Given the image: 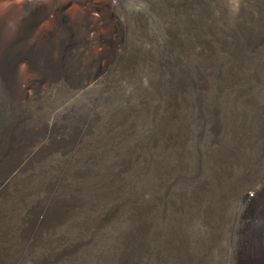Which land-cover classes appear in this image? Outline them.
<instances>
[{
  "label": "rangeland",
  "instance_id": "374dc122",
  "mask_svg": "<svg viewBox=\"0 0 264 264\" xmlns=\"http://www.w3.org/2000/svg\"><path fill=\"white\" fill-rule=\"evenodd\" d=\"M53 1L0 0V20ZM108 2L123 46L108 71L74 88L36 82L20 101L0 75V173L36 126L85 129L71 156L51 153L9 183L0 264H264V0ZM69 7L56 9L58 40L36 48L23 28L10 48L38 62L58 45L74 51L82 39ZM43 208L57 224L25 254L22 232Z\"/></svg>",
  "mask_w": 264,
  "mask_h": 264
},
{
  "label": "bare ground",
  "instance_id": "6f19581e",
  "mask_svg": "<svg viewBox=\"0 0 264 264\" xmlns=\"http://www.w3.org/2000/svg\"><path fill=\"white\" fill-rule=\"evenodd\" d=\"M109 0H54L49 4L48 10H21L14 16L8 17L4 16L0 20V75L2 78H5L8 82V90L12 94V97L16 101H20L25 98H31L34 94L33 85L41 84L44 87H47L52 82L59 80L65 81L70 88L76 86H82L84 83H89L95 76L100 73L106 72L109 70L110 66L116 65L121 57L123 51L122 44L118 41L119 34L117 30L120 28L119 21H115L112 18L113 10H109L111 3ZM35 2V1H34ZM30 3V2H29ZM32 3V1H31ZM30 6V4H29ZM34 6V5H33ZM70 6V10H67L66 13L69 15V21L74 25L76 24L79 39H82L80 45L74 48L73 50H66V48L60 47V49H52L54 52L52 55V60L47 62L44 59L35 60L32 57L24 58L18 56L13 48L17 39L20 38V32L23 28L27 31L33 33V42L31 46H37V42L43 40H58L60 37L59 32L57 31L56 25H58L60 13L63 10H56L57 8H65ZM28 7V6H27ZM48 7V5H47ZM52 7L53 10H50ZM102 7L103 10H95V8ZM32 8V7H31ZM42 8V7H41ZM29 9V8H28ZM47 9V8H46ZM16 11V10H15ZM11 13V12H10ZM65 13V12H64ZM13 17V18H12ZM118 17V16H117ZM66 18V17H64ZM121 20V19H120ZM15 21L13 28H10L9 25L11 22ZM64 21V19H63ZM67 21V20H66ZM121 23V22H120ZM17 24V25H16ZM68 24V23H67ZM70 24V23H69ZM68 24V25H69ZM122 24V23H121ZM16 25V27H15ZM60 27L62 25H59ZM72 27V26H71ZM123 27V26H122ZM61 29V28H60ZM58 28V30H60ZM74 29V28H73ZM71 30V29H70ZM23 31V30H22ZM25 31V30H24ZM68 31V30H67ZM120 31V30H119ZM24 33V32H22ZM27 33V32H26ZM23 35V34H22ZM26 36V35H25ZM102 36V37H101ZM66 37V36H65ZM97 37L103 38L102 40H97ZM123 37V35H122ZM22 38V37H21ZM78 38V37H77ZM74 39V38H72ZM86 39V40H84ZM31 40V39H30ZM21 41V40H20ZM76 41V40H75ZM80 41V40H79ZM126 41V40H125ZM54 42V41H53ZM3 43V44H2ZM18 43V42H17ZM46 43V42H44ZM43 43V44H44ZM69 43V42H68ZM41 44V43H40ZM65 45V44H64ZM124 45V44H123ZM46 46V45H45ZM44 46V47H45ZM55 46V45H54ZM63 46V45H62ZM128 47V46H127ZM72 49V48H71ZM129 49V48H128ZM47 49H40V55H46ZM65 50V51H62ZM126 52V51H125ZM120 53V54H119ZM124 57V56H123ZM25 59L28 60V68L30 75L28 74L25 77L20 78L17 76V70L19 64ZM46 59V58H45ZM54 59V60H53ZM50 60V59H49ZM124 60V58H123ZM131 60V59H130ZM210 61V60H209ZM123 62V61H121ZM120 62V63H121ZM136 62V61H135ZM45 63L49 65H54L57 69L44 70L46 68ZM119 63V64H120ZM38 64V65H37ZM118 64V65H119ZM137 64V63H136ZM37 65V66H35ZM39 66V67H38ZM130 66V65H129ZM113 67V66H112ZM120 67V65H119ZM133 67V66H132ZM43 68V70H41ZM123 68V67H121ZM127 69V68H126ZM106 75V74H105ZM85 85V84H84ZM35 88V87H34ZM40 89V88H39ZM45 89V88H44ZM24 101V100H23ZM175 102V101H174ZM181 103V102H180ZM174 104V103H173ZM181 108V107H180ZM55 119V118H53ZM20 123V122H19ZM47 123V122H46ZM43 124V123H42ZM83 125V124H82ZM128 125V124H127ZM167 125V124H166ZM26 126V125H25ZM58 126V125H57ZM75 126V125H74ZM81 126V125H80ZM32 127V126H30ZM35 131L32 134H29L26 137L23 145L18 149L16 155L12 161L8 163V167L4 168L0 173V200L5 194L6 188L9 187V183L16 177H20L19 174L30 170L35 164L41 162L46 156L51 153H59L63 155H70L77 146L83 140L85 135L84 128H77L74 131H71L70 134H63L55 126H50L48 124H43L41 127L36 126ZM86 127V126H85ZM166 127V126H165ZM22 128V127H21ZM28 128V127H27ZM26 128V129H27ZM60 128V127H59ZM15 129V128H14ZM64 129V128H63ZM28 130V129H27ZM87 130V129H86ZM90 130V129H89ZM164 130V129H163ZM18 131V130H17ZM19 132V131H18ZM91 132V131H90ZM16 133V132H15ZM66 133V131H65ZM26 135V134H25ZM87 135V134H86ZM20 136V135H19ZM14 138V137H13ZM19 141V140H18ZM10 142V141H9ZM15 142H17L15 140ZM21 143V142H20ZM14 144V143H13ZM10 145V144H9ZM3 147V146H2ZM7 148V147H6ZM10 148V147H9ZM16 148V147H15ZM15 150V149H14ZM3 153V152H2ZM4 154V153H3ZM7 154V153H6ZM12 154V153H11ZM80 154V153H79ZM1 155V153H0ZM55 155V154H54ZM7 156V155H6ZM10 156V155H9ZM71 156V155H70ZM10 158V157H9ZM67 158V157H66ZM133 159V158H132ZM68 160V159H67ZM66 160V161H67ZM74 160V159H73ZM44 161V160H43ZM42 161V162H43ZM46 161V160H45ZM44 161V162H45ZM129 163V162H128ZM135 163V162H134ZM3 164V162H2ZM37 166V165H36ZM35 166V167H36ZM126 166V165H125ZM1 167V166H0ZM131 167V166H130ZM38 168V167H37ZM63 168V167H62ZM65 168V167H64ZM71 168V167H70ZM58 170V169H57ZM162 172V171H161ZM27 173V172H26ZM28 173H30L28 171ZM34 173V172H33ZM158 173V172H157ZM25 174V173H24ZM62 174V173H61ZM127 174V173H126ZM18 175V176H17ZM28 175V174H26ZM63 175V174H62ZM84 175V174H83ZM59 176V175H58ZM76 176H79L76 174ZM81 176V175H80ZM115 176V175H114ZM18 177V178H19ZM61 178V177H60ZM109 178V177H108ZM154 178V177H153ZM97 179V178H96ZM112 179V178H111ZM15 180V179H14ZM17 180V179H16ZM15 180V181H16ZM54 180V179H53ZM56 180V179H55ZM54 180V181H55ZM85 180V179H84ZM48 181V180H47ZM59 182V181H58ZM61 182V181H60ZM63 182V181H62ZM61 182V183H62ZM113 182V181H112ZM123 182V181H122ZM14 183V182H13ZM44 183V182H43ZM42 183V184H43ZM55 183V182H54ZM40 184V183H39ZM73 184V183H72ZM157 184V183H156ZM50 185V184H49ZM54 185V184H52ZM58 188L60 184L58 183ZM64 185V184H63ZM66 185V184H65ZM98 185V184H97ZM39 187V186H38ZM90 187V186H89ZM100 187V186H99ZM10 188V187H9ZM48 188V187H47ZM55 188V187H54ZM146 188V187H145ZM67 189V188H66ZM23 190V189H22ZM35 190V189H34ZM64 190V189H63ZM29 191V190H28ZM33 191V190H32ZM39 191V190H38ZM56 191V190H55ZM22 191L20 190V193ZM44 192V191H43ZM46 192V191H45ZM48 192H52L51 188L48 189ZM91 192V191H90ZM38 193V192H37ZM255 193H258V190H255ZM19 194V193H18ZM27 194V193H26ZM53 194V193H52ZM7 195V194H6ZM21 195V194H20ZM47 195V194H46ZM55 195V194H54ZM57 195V194H56ZM11 196V195H10ZM9 197V196H8ZM17 197V196H16ZM23 197V196H22ZM48 197V196H47ZM51 197V196H50ZM54 198V197H53ZM81 198V197H80ZM20 199V198H19ZM2 201V200H1ZM45 201V200H44ZM50 201V200H49ZM65 201V200H64ZM77 201V199H76ZM93 201V200H92ZM249 203L250 200H246ZM6 202V201H5ZM48 202V201H47ZM2 203V202H1ZM12 203V202H11ZM16 203V202H15ZM36 203V202H35ZM38 203V202H37ZM53 203V202H52ZM61 203V202H60ZM19 204V201H18ZM41 204V203H40ZM58 204V203H56ZM75 204V203H74ZM54 205V203H53ZM121 205V204H120ZM62 206V205H61ZM17 207V206H15ZM44 207V206H43ZM51 207V206H50ZM65 207V206H64ZM63 207V208H64ZM40 208V206H39ZM261 207V212L262 213ZM1 209V208H0ZM31 209V208H29ZM37 209V207H36ZM44 209V208H43ZM9 210V208H8ZM16 210V209H15ZM38 211V210H37ZM1 212V211H0ZM36 212V211H35ZM55 212V211H54ZM61 212V211H60ZM80 212V211H79ZM3 213V212H2ZM49 213V214H48ZM1 214V213H0ZM28 214V213H27ZM64 214V213H63ZM68 214V213H67ZM53 208L47 211L46 209L39 210L35 218L28 222V227L25 231L22 232V236L29 235V237L24 241V245L27 248L23 252H27L28 249L33 245V242L42 244L40 237L42 233H45L48 228L57 224V216H53ZM2 216V215H1ZM0 216V217H1ZM33 216V214H32ZM59 216V215H58ZM89 216V215H88ZM30 217V216H29ZM61 217V216H60ZM59 217V218H60ZM4 218V217H3ZM7 218V217H6ZM5 218V219H6ZM9 218V217H8ZM12 218V216H11ZM145 218V217H144ZM4 219V220H5ZM26 219H29L28 217ZM75 219V218H74ZM89 219V218H88ZM98 219V218H97ZM104 219V218H103ZM102 219V220H103ZM147 219V218H145ZM155 219V218H154ZM1 220V219H0ZM7 220V219H6ZM61 220V219H60ZM8 221V220H7ZM106 221V220H105ZM131 221V220H130ZM146 221V220H145ZM150 221V220H149ZM4 222V221H2ZM12 222V221H11ZM10 222V223H11ZM20 222V221H19ZM22 222V221H21ZM24 222V221H23ZM27 222V221H26ZM72 222V221H71ZM94 222V221H93ZM144 222V221H143ZM1 223V222H0ZM103 223V222H102ZM59 224V223H58ZM95 224V222H94ZM1 225V224H0ZM14 225V224H13ZM16 226V225H15ZM19 226V225H18ZM96 226V225H95ZM263 227L256 229V232L259 235L263 232ZM17 228V227H16ZM21 228V227H20ZM6 229V228H5ZM25 229V228H23ZM92 229V228H91ZM1 231V230H0ZM4 231V230H3ZM8 231V230H7ZM18 231V230H17ZM93 231V230H92ZM147 231V230H146ZM11 232V230H10ZM51 232V231H50ZM91 232V231H90ZM141 232V231H140ZM93 233V232H92ZM13 234V233H12ZM11 234V235H12ZM20 234V233H19ZM46 234V233H45ZM142 234V233H141ZM144 234V233H143ZM3 235V233H2ZM48 235V234H47ZM147 235V234H146ZM14 236V235H13ZM52 236V235H51ZM11 237V236H10ZM45 237V236H44ZM145 237V236H144ZM6 238V237H5ZM4 238V239H5ZM17 238V237H16ZM3 239V241H4ZM131 240V239H130ZM138 240V239H137ZM2 241V242H3ZM12 242V240H9ZM56 241V240H55ZM22 242V241H21ZM45 242V241H44ZM101 242V241H100ZM165 242V241H164ZM1 243V242H0ZM9 243V242H8ZM13 243V242H12ZM123 244V243H122ZM125 244V243H124ZM261 241L255 247L256 256H262L264 254V246ZM7 245V244H6ZM5 245V247H6ZM19 245V244H18ZM45 245V244H44ZM48 245V244H47ZM12 246V245H10ZM15 246V245H14ZM17 246V245H16ZM25 246V247H26ZM41 246V245H40ZM23 248V247H22ZM1 249V248H0ZM3 249V248H2ZM9 249V248H8ZM15 250V248H13ZM19 249V248H18ZM63 249V248H62ZM4 250V249H3ZM31 250V249H30ZM94 250V249H93ZM2 251V250H1ZM33 251V250H32ZM122 251V250H121ZM22 252V251H21ZM59 253V252H58ZM11 254V253H9ZM23 254V253H22ZM26 254V253H25ZM23 254L22 256H24ZM33 254V253H31ZM73 254V251H72ZM30 255V254H29ZM28 255V256H29ZM59 255V254H58ZM61 255V254H60ZM10 256V255H9ZM17 256V254H16ZM31 256V255H30ZM70 256V255H69ZM14 257V255H13ZM67 257V256H66ZM18 258V257H17ZM17 258L12 259L9 263L18 264ZM34 258V257H33ZM55 258V257H53ZM26 259V258H25ZM56 259V258H55ZM73 259V258H72ZM8 259H6L7 261ZM24 260V258H23ZM30 260V259H29ZM28 260V261H29ZM32 260V259H31ZM81 260V258H80ZM3 261V260H2ZM27 261V262H28ZM35 261V260H34ZM49 261V260H48ZM47 261V263H48ZM55 261V260H54ZM61 261V260H59ZM66 261V260H65ZM78 261V260H77ZM260 261V260H259ZM33 262V261H32ZM42 262V261H41ZM51 262V261H50ZM58 262V261H57ZM64 262V261H62ZM83 262V261H82ZM88 262V261H87ZM8 263V261H7ZM35 263V262H34ZM37 263V262H36ZM39 263V262H38ZM89 263V262H88ZM21 264V263H20ZM23 264V263H22ZM27 264V263H26ZM29 264V263H28ZM33 264V263H30ZM40 264V263H39ZM53 264V263H52ZM55 264V263H54Z\"/></svg>",
  "mask_w": 264,
  "mask_h": 264
}]
</instances>
